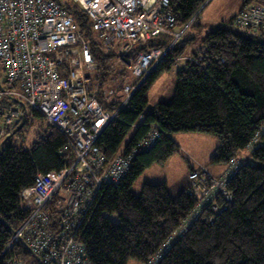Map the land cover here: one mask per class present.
<instances>
[{"label": "trees", "instance_id": "obj_1", "mask_svg": "<svg viewBox=\"0 0 264 264\" xmlns=\"http://www.w3.org/2000/svg\"><path fill=\"white\" fill-rule=\"evenodd\" d=\"M169 2L177 29L188 24L204 0ZM262 3L264 0H244L243 5ZM65 6L93 61L98 62L92 77L98 88L97 100L106 111L113 112L121 101H109L107 95L113 92L104 87L114 74L121 78L125 73H113L107 64L115 56L117 44L113 49V44L102 45L94 39L82 9L70 2ZM235 16L220 21L202 36L200 49L190 53L193 60H186L176 71L172 96L145 112L124 149L119 150L120 145L145 110L150 84L184 54L192 37L184 38V33L169 47L163 60L100 133L96 145L107 159L130 152L132 157L121 180L99 190L79 227L77 236L89 264H127L129 259L145 264L168 240L155 264H264V32L238 27ZM193 21L187 28L196 25ZM173 38L162 34L150 45L163 50ZM33 119L39 121L36 126ZM152 126L158 139L141 151L136 144ZM25 130L31 131L33 138L27 145L22 134ZM188 131L217 137L212 158L217 163L228 164L238 152L250 144L253 147L243 163L236 160L232 172L224 175L231 199L215 196L212 203L217 211L210 205L202 208L199 216L175 235L200 200L199 192L186 191L189 181L173 190L163 181L145 182L139 194H134L131 186L144 169L164 162L178 150L172 133ZM14 134L20 137V144ZM6 136L0 146V264L32 255L23 240L1 255L27 215L20 191L33 183L37 173L58 170L69 161L67 152L62 151L63 134L36 110L28 109ZM34 264H40L38 257Z\"/></svg>", "mask_w": 264, "mask_h": 264}, {"label": "built area", "instance_id": "obj_2", "mask_svg": "<svg viewBox=\"0 0 264 264\" xmlns=\"http://www.w3.org/2000/svg\"><path fill=\"white\" fill-rule=\"evenodd\" d=\"M68 2L82 9L102 45L117 44L118 40L124 43L120 60L135 81L123 86L124 99L113 112L98 102L96 84L83 73V67L96 66L65 6ZM175 22L169 0H0V65L4 74L0 83V138L28 109L36 110L63 134L62 151L69 157L62 168L37 173L33 183L20 191L27 215L1 255L23 240L40 264H89L77 236L79 227L99 190L118 183L132 157L130 152L107 159L96 141L179 37V33L173 34ZM234 24L264 31V5H246L235 16ZM162 34L174 37L168 47L151 46ZM157 139L158 132L152 126L136 147L147 150ZM229 163L226 174L235 168L234 160ZM188 179L186 191L199 192L200 200L175 235L184 231L202 208L210 205L217 211L212 203L215 196L231 199L224 176L215 177L206 167L192 169ZM169 242L145 264H155ZM10 264L19 261L12 259Z\"/></svg>", "mask_w": 264, "mask_h": 264}, {"label": "rangeland", "instance_id": "obj_3", "mask_svg": "<svg viewBox=\"0 0 264 264\" xmlns=\"http://www.w3.org/2000/svg\"><path fill=\"white\" fill-rule=\"evenodd\" d=\"M243 2L244 0H204L202 5L199 7L198 11L195 13L194 15L195 17L191 20V21L194 20L193 22L196 23V25H191L189 26V28H187L189 23L191 22L190 21L183 28H177L173 30L174 35L179 33V37L180 36L182 37L184 33H186L184 38L188 37L187 39H189V37H192V40H190L189 44L186 45L184 49V54L178 59H176L173 65L169 69L160 72L153 80V82L150 84L146 93L148 103L145 107V110L142 113L141 117L135 122V124L131 127L129 132L123 138L119 150L124 149L126 144L130 141L136 128L139 125V122L143 120L146 114L145 112L149 111L151 107L158 101L169 99L172 96L175 85L176 71L185 65V61L190 57L191 52L196 50L198 51L200 49L203 38L202 36H204L207 31L212 29L220 21L229 19L230 16L236 13L241 6H243L242 8H244L246 5L244 6ZM260 5H264V3ZM241 9H239L236 15L240 12ZM186 28L187 30L185 31ZM95 37L94 39L98 40V38ZM178 38L175 40V42L178 40ZM262 39H264V36H262ZM123 46L124 43L118 40L115 56L112 58V60L109 63H107L109 64V68H112L114 70L113 73L125 72L121 78L118 75L115 76L114 74V76L111 77L110 80L106 82L104 88L106 90H112L113 92V94L107 95L109 101L116 98L119 101H122L124 99V92L122 89L123 86L125 84H130L131 82L133 83L135 81V78L132 76L129 67L122 60H120L121 57L120 52L122 51ZM113 48H114V44L112 46V49ZM131 56L133 57L132 53ZM97 63L98 62L94 61L96 67H97ZM82 70L84 74L89 75L92 78L97 69H87L83 67ZM3 81H4V74L2 72V68L0 65V82L3 83ZM29 122L30 119L27 120V123ZM32 123L34 126H36L39 123V121L38 119H33ZM22 134L24 138L23 140L25 141V145L29 144L33 139L31 135V131L25 130ZM13 136H15V138L17 139V143L20 144V137H17L15 134ZM170 136L172 140L178 145V150L174 152L171 156H169L166 159V161H164V163L153 164L148 168L144 169L141 172V174L135 179V181L131 186V191L134 194L140 193V188L142 184L145 182L158 183L163 181L172 190L175 189L176 187H181V185L184 186V184L188 183V182L185 183V179H186L185 175L189 167H191V169L187 173V179H188V174L192 170V168L196 169L195 167L197 166L204 165L211 172L212 171L215 172V168L217 166H221L219 163L212 161L215 148L218 144L217 137H215L214 135L206 134L198 131H188V132H174ZM252 147L253 145L250 144L245 149L238 152L237 158L234 161L236 162L237 160L238 164L243 163L245 159H247V155L252 150ZM229 167H230V163L227 164V169ZM182 181L183 184H181ZM188 187L189 185L186 188ZM17 260L19 261V264H34L35 258L34 256L29 255L27 256L26 259H22L18 257ZM127 264H140V263L135 259H129Z\"/></svg>", "mask_w": 264, "mask_h": 264}, {"label": "crops", "instance_id": "obj_4", "mask_svg": "<svg viewBox=\"0 0 264 264\" xmlns=\"http://www.w3.org/2000/svg\"><path fill=\"white\" fill-rule=\"evenodd\" d=\"M240 9V8H239ZM239 9L237 10V12L239 11ZM236 12V13H237ZM236 13H234V14H236ZM233 14V15H234ZM188 60V59H187ZM166 161V160H165ZM162 163H164V162H162ZM161 164V163H160ZM221 166H217L216 168H215V172H211L206 166H197V167H206L209 171H210V173L213 175V176H215V177H222V176H224V174H225V172H226V170H227V164H223V163H219ZM197 167H195V168H197ZM191 169V167H189V169H188V171ZM192 169H194V168H192ZM188 171H186V175H185V177H186V179H185V183L186 182H188V179H187V173H188ZM184 180V179H183ZM181 184H183V181L181 182Z\"/></svg>", "mask_w": 264, "mask_h": 264}, {"label": "water", "instance_id": "obj_5", "mask_svg": "<svg viewBox=\"0 0 264 264\" xmlns=\"http://www.w3.org/2000/svg\"><path fill=\"white\" fill-rule=\"evenodd\" d=\"M9 136H6L1 142H0V146L3 145L4 141L8 138ZM35 257V256H34ZM37 259V257H35Z\"/></svg>", "mask_w": 264, "mask_h": 264}, {"label": "clouds", "instance_id": "obj_6", "mask_svg": "<svg viewBox=\"0 0 264 264\" xmlns=\"http://www.w3.org/2000/svg\"><path fill=\"white\" fill-rule=\"evenodd\" d=\"M33 255V254H32ZM34 256V255H33Z\"/></svg>", "mask_w": 264, "mask_h": 264}]
</instances>
